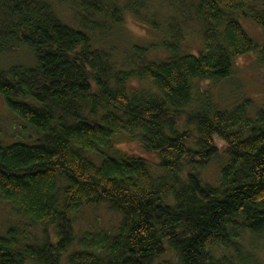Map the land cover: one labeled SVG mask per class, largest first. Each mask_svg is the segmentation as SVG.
<instances>
[{
    "label": "trees",
    "instance_id": "trees-1",
    "mask_svg": "<svg viewBox=\"0 0 264 264\" xmlns=\"http://www.w3.org/2000/svg\"><path fill=\"white\" fill-rule=\"evenodd\" d=\"M53 1L74 5L80 27L46 0H0V54L28 50L36 61L0 70L6 107L36 135L32 145L0 144V194L46 237L23 246L9 229L0 264H60L75 241L72 217L100 204L122 214L117 234L84 235L69 264H255L242 240L264 238V110L255 118L248 103L221 111L207 94L200 109L185 108L195 81L227 80L235 60L256 50L237 18L264 31V0H167L183 21L154 44L166 53L161 61L140 46L118 61L90 34L105 27L95 18L114 28L126 13L159 29L147 14L154 0ZM192 22L203 32L198 54L184 49ZM133 80L151 88L134 90ZM119 135L154 162L111 155ZM222 155L220 185L204 184L196 169Z\"/></svg>",
    "mask_w": 264,
    "mask_h": 264
},
{
    "label": "rangeland",
    "instance_id": "rangeland-1",
    "mask_svg": "<svg viewBox=\"0 0 264 264\" xmlns=\"http://www.w3.org/2000/svg\"><path fill=\"white\" fill-rule=\"evenodd\" d=\"M46 1L52 4L57 15L66 24L75 28L80 27L81 18L77 15L79 10L74 5L71 3L61 4L53 0ZM116 1L123 4L126 0ZM185 1L189 7V4L197 3L199 0ZM169 6L167 0H154L147 10L148 16L150 18L154 16L159 23V29H152L146 23L138 21L131 13H126L123 23L119 27L116 26L114 28L110 22L104 23L102 18H95V21L100 20L105 27L99 28L96 31H90V34L98 47L104 48L107 51L113 50L115 52L114 56L118 61L128 58L134 46L149 48V59L161 61L165 59L166 53L154 44H161L169 38L166 31L171 21L174 20L180 24L183 21L180 14L177 11L173 12L174 10L170 9ZM188 14H190L189 11ZM237 20L254 40L256 50L235 60L233 75L227 80L217 84L208 81H195L193 83V99L185 108L186 111L200 109L203 96L206 97V94L211 96L212 101L221 111H231L238 105L248 103V114L252 118H255L259 111L264 110V57L261 55V51L264 49V31L250 18H244L242 15H239ZM184 33L186 35L184 49L194 54L204 51L203 32L200 27L192 22L184 30ZM14 65L34 67L36 61L28 50L8 55L0 54V70ZM131 83L134 90L136 87L151 88L149 83L139 82L138 80H133ZM35 136V133L30 128L26 127L21 120L8 110L4 99L0 95V144L10 146L20 142L32 145L36 142ZM114 142L115 149L109 151L111 155H135L151 159V162H154L156 159V156H152L151 158L144 154L139 143L126 135L117 136ZM227 163V157L222 155L206 168H197L196 172L199 173L204 184L217 187L220 185L221 169ZM152 167L157 175L162 174V170H156L155 166ZM182 177H184V174ZM72 219L74 220L75 241L71 248L63 255L60 264H69V256L82 250L79 241L84 235L99 234L101 232H106L110 235L117 234L123 216L119 212L110 210L107 204H100L85 206ZM11 228L19 231L23 246L25 244L42 245L46 240L42 227L18 215L12 205L4 200L0 194V235L4 236ZM54 241H58V236L54 237ZM242 243H245L247 248L252 251L255 264H264V238L258 239L245 236Z\"/></svg>",
    "mask_w": 264,
    "mask_h": 264
}]
</instances>
